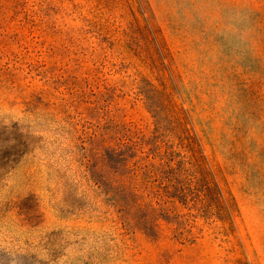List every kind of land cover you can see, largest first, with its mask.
I'll return each mask as SVG.
<instances>
[{"label": "rangeland", "instance_id": "1", "mask_svg": "<svg viewBox=\"0 0 264 264\" xmlns=\"http://www.w3.org/2000/svg\"><path fill=\"white\" fill-rule=\"evenodd\" d=\"M0 264H264V0H0Z\"/></svg>", "mask_w": 264, "mask_h": 264}, {"label": "trees", "instance_id": "2", "mask_svg": "<svg viewBox=\"0 0 264 264\" xmlns=\"http://www.w3.org/2000/svg\"><path fill=\"white\" fill-rule=\"evenodd\" d=\"M147 173V174H146ZM151 170H149V169H147L146 170V172H145V177H144V184H143V187L142 188H140V189H149V187H148V183H149V181H150V179H152V178H155V181H157V178L156 177H152L151 176ZM160 183V182H159ZM160 187V186H159ZM134 189H136V188H134Z\"/></svg>", "mask_w": 264, "mask_h": 264}]
</instances>
